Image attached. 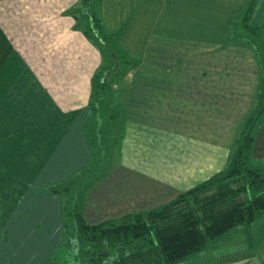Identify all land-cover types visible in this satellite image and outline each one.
Returning <instances> with one entry per match:
<instances>
[{"label": "crops", "instance_id": "0c3cea01", "mask_svg": "<svg viewBox=\"0 0 264 264\" xmlns=\"http://www.w3.org/2000/svg\"><path fill=\"white\" fill-rule=\"evenodd\" d=\"M235 1L101 0L104 31L118 32V46L141 40L142 53L111 91L120 107L100 129L119 156L87 196L88 223L155 209L227 165L262 68L247 42L197 39L191 21L200 10L230 26L223 8ZM77 3L0 0V264H41L54 251L61 199L45 188L90 161L85 126L101 53L75 26ZM263 17L258 0L250 22ZM252 158L264 168V124ZM176 264H264V211Z\"/></svg>", "mask_w": 264, "mask_h": 264}, {"label": "trees", "instance_id": "16d2710c", "mask_svg": "<svg viewBox=\"0 0 264 264\" xmlns=\"http://www.w3.org/2000/svg\"><path fill=\"white\" fill-rule=\"evenodd\" d=\"M257 1L249 0L238 17L229 20L233 38L243 39L255 49L262 77L255 104L240 126L227 165L155 209L90 224L75 194L80 183L102 167L93 103L104 96L107 82L102 79L114 65L113 55L118 69L124 52L116 42L118 32L107 33L102 27L101 0H78L73 9L75 26L107 61L97 69L91 85L90 117L85 126L90 161L67 180L45 188L61 199L65 237L61 236L57 248L41 264H176L234 228L248 226L259 211H264V168L255 165L252 158L253 143L264 124V17L259 25L250 22ZM236 19L243 23L235 25Z\"/></svg>", "mask_w": 264, "mask_h": 264}, {"label": "rangeland", "instance_id": "374dc122", "mask_svg": "<svg viewBox=\"0 0 264 264\" xmlns=\"http://www.w3.org/2000/svg\"><path fill=\"white\" fill-rule=\"evenodd\" d=\"M243 3H244V1H241V0L231 2L229 6L223 8V13H227L228 15L234 16L233 18H236L243 11L244 6L247 3V1L245 0V4H243ZM193 16L194 17L192 18L191 22H192V25H197V27H195V28H197V30H196L197 33L196 34L192 33L191 34L192 37H195V38L200 39V40H206L207 42H216L219 40H222L223 42H227L228 40L233 41V42H235L236 40L237 41H240V40L244 41L243 39L233 38V35H231V28L225 22L223 16L220 17L218 15H210L207 13L202 14V11H200V10H199L198 14L194 13ZM164 18L165 17L162 16L160 19L161 21L160 20L158 21L159 25H162V23L164 22ZM168 18H170L169 15H168ZM239 22L243 23L241 19H236L234 24L238 25ZM213 26H214V30L220 28V31L219 32H217V31L211 32V28H213ZM192 30L194 31V29H192ZM223 31H224V36H221V33H223ZM227 35H228V37H225ZM140 39H141V37H140ZM124 44L125 43L122 44L120 42V46H121L120 48L123 50V52L126 55L124 53H121L122 54L121 63L119 64V67L116 70V72H113V74L108 77V80L106 81L107 87L104 90L105 91L104 96L101 97L98 102L95 101L93 103V106L96 105V106H94L93 112H94V116H96L95 121H97L96 122L97 130H98L97 133L99 135V142H100L101 149H102L103 163H102V167L97 169L92 175H90L82 183H80L79 187L76 190L75 200L81 206L80 209H81L82 215H83V206L86 202V199H87V196L89 195V192L91 191V188L101 179L100 177L103 175V173H105V170H104L105 166L108 165V167L111 168V166L116 163L117 156H119V154H118L119 153V146L118 145H116L115 147L112 145L109 146V139L110 138H108V129H106V128L104 129V127L106 126L105 125L106 122L109 123L107 115H108V113H110V109H114V108L116 109V108L120 107L119 103H115L113 101L114 97H111V91H113L112 89H116L119 86L120 81H121L122 77L124 76V74L127 73V71H129L130 68L133 67L134 64L139 62L140 57H141V53H142V48H141L142 41L141 40L134 42L133 48H128ZM97 50L101 53V51L98 48H97ZM105 60H106L105 56L103 54H101V62H100V65L98 66V68L103 63H105L107 61V60L106 61ZM96 72H97V70L95 71V73ZM122 84L125 85L126 82H121V86H122ZM99 105H100V111L98 113H96L97 107ZM114 105H115V107H113ZM102 121H103L105 126H103V128L100 129ZM115 123L117 124L118 121H116ZM113 150L115 151V154H112ZM110 151H111V153H110ZM254 164H255V162H254ZM9 226H11V224H9ZM9 226H7L6 231H5L7 239H9L13 235V232L11 231ZM259 235H260V233L258 231L257 236H259ZM61 236L65 237L63 230H61ZM60 241H61V239H60ZM65 255L66 256L68 255V253L66 251H65ZM73 261L76 262V259Z\"/></svg>", "mask_w": 264, "mask_h": 264}, {"label": "water", "instance_id": "95a60500", "mask_svg": "<svg viewBox=\"0 0 264 264\" xmlns=\"http://www.w3.org/2000/svg\"><path fill=\"white\" fill-rule=\"evenodd\" d=\"M112 55H113V54H112ZM113 58H114V65H113V67H112L110 70H108V71L105 72L104 77H103V79H102L103 82H106V81L108 80V77H109L113 72H115L116 69H117V66H118V65H117V60L115 59L114 55H113Z\"/></svg>", "mask_w": 264, "mask_h": 264}]
</instances>
